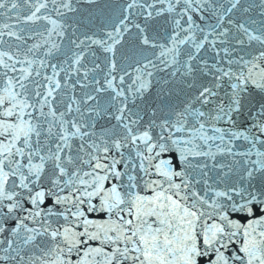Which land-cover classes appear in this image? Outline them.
I'll return each instance as SVG.
<instances>
[{"label":"snow or ice","instance_id":"1","mask_svg":"<svg viewBox=\"0 0 264 264\" xmlns=\"http://www.w3.org/2000/svg\"><path fill=\"white\" fill-rule=\"evenodd\" d=\"M0 264H264V0H0Z\"/></svg>","mask_w":264,"mask_h":264}]
</instances>
